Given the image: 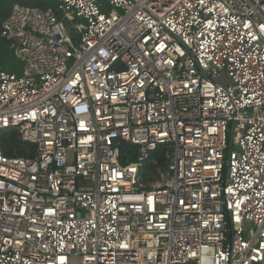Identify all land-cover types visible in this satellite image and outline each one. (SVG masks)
I'll list each match as a JSON object with an SVG mask.
<instances>
[{
  "label": "built area",
  "instance_id": "2783aa9c",
  "mask_svg": "<svg viewBox=\"0 0 264 264\" xmlns=\"http://www.w3.org/2000/svg\"><path fill=\"white\" fill-rule=\"evenodd\" d=\"M49 1L2 24L0 264H264V0Z\"/></svg>",
  "mask_w": 264,
  "mask_h": 264
},
{
  "label": "trees",
  "instance_id": "16d2710c",
  "mask_svg": "<svg viewBox=\"0 0 264 264\" xmlns=\"http://www.w3.org/2000/svg\"><path fill=\"white\" fill-rule=\"evenodd\" d=\"M15 4L41 9L56 7V4L49 0H0V71L10 73L15 72L5 70V67L7 68L9 65L7 63L10 59L16 58L17 56L15 50L11 46L12 42L6 38H2L1 31L3 22L10 15L12 6ZM120 147L122 149V164L126 165L129 162H135L137 160L139 156V147L127 142H120ZM0 148L8 157H32L35 152V146L22 142L16 130L0 131ZM166 151L164 147H159L156 151L151 153L149 161L146 162L143 167V182L147 183L150 180H157L156 166L151 163L150 160H157L159 166H164L166 162Z\"/></svg>",
  "mask_w": 264,
  "mask_h": 264
},
{
  "label": "rangeland",
  "instance_id": "374dc122",
  "mask_svg": "<svg viewBox=\"0 0 264 264\" xmlns=\"http://www.w3.org/2000/svg\"><path fill=\"white\" fill-rule=\"evenodd\" d=\"M67 25H70V24L67 23ZM7 64H9V65L7 66V68L5 67V70L12 71V72H15L18 74L21 73V71L23 70V64L18 57L10 59ZM150 162L152 163L151 160H150ZM156 181L157 180H155V181L150 180L147 183L143 182V185L146 187H152L155 185Z\"/></svg>",
  "mask_w": 264,
  "mask_h": 264
},
{
  "label": "water",
  "instance_id": "95a60500",
  "mask_svg": "<svg viewBox=\"0 0 264 264\" xmlns=\"http://www.w3.org/2000/svg\"><path fill=\"white\" fill-rule=\"evenodd\" d=\"M230 148L232 146V136L230 137V142H229Z\"/></svg>",
  "mask_w": 264,
  "mask_h": 264
}]
</instances>
